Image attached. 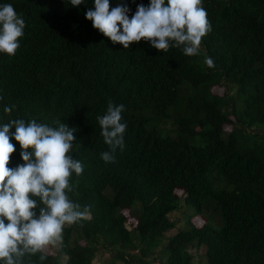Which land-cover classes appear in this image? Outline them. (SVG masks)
Here are the masks:
<instances>
[{
    "label": "trees",
    "instance_id": "1",
    "mask_svg": "<svg viewBox=\"0 0 264 264\" xmlns=\"http://www.w3.org/2000/svg\"><path fill=\"white\" fill-rule=\"evenodd\" d=\"M109 2L126 3L130 18L150 4ZM5 3L26 26L16 55L0 53V125L36 119L76 129L71 155L84 171L71 177L69 197L88 215L65 226L78 232L73 241L24 264H94L99 250L109 253L105 264H264V0H203L212 30L191 57L143 40L113 44L85 17L94 0ZM109 100L125 106L127 129L106 163L97 117ZM11 142L14 168L24 162ZM177 210L184 223L166 235ZM192 249H202L199 261Z\"/></svg>",
    "mask_w": 264,
    "mask_h": 264
},
{
    "label": "clouds",
    "instance_id": "2",
    "mask_svg": "<svg viewBox=\"0 0 264 264\" xmlns=\"http://www.w3.org/2000/svg\"><path fill=\"white\" fill-rule=\"evenodd\" d=\"M82 3L84 0H70L72 6ZM130 12L126 3L110 7L109 0H94L85 17L113 44L124 49L143 40L165 53L170 47L181 48L189 57L200 54L202 38L212 30L203 0H150L147 6L138 4L131 18ZM25 26L12 4H0V53L16 55ZM205 63L209 68L215 67L210 57ZM14 107L5 106L4 112L11 114ZM124 111L123 104L109 100L106 113L97 117L101 135L109 146V151L101 153L106 163L114 162L116 150L124 148ZM75 131L64 123L53 127L36 119H11L0 125L2 264H24L26 256L37 253L39 260L45 261L49 246L62 247L65 226L88 218L87 208L81 211V206L69 197L73 191L71 177L84 171L82 162L71 155ZM13 137L19 142L24 162L14 168L9 167L15 151Z\"/></svg>",
    "mask_w": 264,
    "mask_h": 264
},
{
    "label": "rangeland",
    "instance_id": "3",
    "mask_svg": "<svg viewBox=\"0 0 264 264\" xmlns=\"http://www.w3.org/2000/svg\"><path fill=\"white\" fill-rule=\"evenodd\" d=\"M215 89L217 91H219L220 93H222L224 90V88H222V87H215ZM238 104H242V98H240L238 100ZM161 126L163 127V129H162L163 133H170L171 135H176L179 132L178 129H172V125H167V126L161 125ZM228 128L229 127H226V129H228ZM193 140L198 141L199 138L197 136H195V137H193ZM183 213H184L183 211L177 210V211H174L170 214V217L173 220H175L177 222V224H176V227L174 229L168 231L166 233V235H172V234L176 233L177 230L179 229V227H181L183 225V223H184ZM195 222H196V224L201 225L203 223V220L200 218H197V219H195ZM69 233H70V227H68L67 229L65 228L64 232H63V244L66 241V238L69 241H73L74 238L78 236V232H76V231L72 232L70 235H69ZM57 250H58V248L53 247V246H49L48 249L46 250V252L51 251L52 253H55ZM190 252L193 254V260L199 261L202 249H200V250L192 249V250H190ZM109 260H110L109 253H106L103 250H99L94 257V264H105Z\"/></svg>",
    "mask_w": 264,
    "mask_h": 264
}]
</instances>
